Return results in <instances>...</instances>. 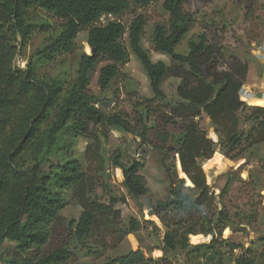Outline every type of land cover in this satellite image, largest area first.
I'll use <instances>...</instances> for the list:
<instances>
[{
	"label": "trees",
	"instance_id": "16d2710c",
	"mask_svg": "<svg viewBox=\"0 0 264 264\" xmlns=\"http://www.w3.org/2000/svg\"><path fill=\"white\" fill-rule=\"evenodd\" d=\"M186 1H163L167 18L154 26L152 36L155 51L168 55L180 76L177 99L161 127L151 123L150 105L134 121L127 112L103 110L129 51L148 78L153 97L147 101L165 102L162 85L171 68L162 60L152 61L144 48V15H134L128 26L118 20L100 22L102 16L118 17L152 0H0V264H65L71 258L70 247L47 245L70 201L81 208L78 218L69 222L78 244L105 231L119 240L136 232L139 220L129 217L123 224L115 208L119 198L109 195L102 200L97 189L107 185L108 165L122 171L121 184L129 195L146 196L148 187L140 173L145 165L142 144L158 150L166 178L165 198L154 206L148 202L150 214L165 228L162 255L153 258L151 248L133 242L126 253L103 264H264V231L248 246L243 237L222 238L228 235L227 228L232 234H245L257 221V210L250 206L253 211L231 212L224 197L233 176L215 194L201 167V161L218 148L231 160L247 159V151L263 144L264 106L239 99L244 82L218 70L205 34L191 37L185 53L177 51L193 23L184 9ZM37 10L62 20L61 28L35 49L24 68L15 67L18 37L23 49L34 28L50 27L47 22H32ZM84 30L85 50L90 47L93 53L79 52L73 70L54 75L43 71L75 53L77 34ZM92 81L100 88L97 93L90 88ZM201 115L208 118L216 140L200 127ZM113 127L140 138L138 153L127 163L120 150L104 153L108 129ZM80 137L90 141L82 158L72 152ZM49 154L53 160H47ZM176 156L191 186L177 176ZM179 175L185 177L182 171ZM208 235L211 241L197 243L208 240ZM81 247L89 254L100 253L99 248Z\"/></svg>",
	"mask_w": 264,
	"mask_h": 264
},
{
	"label": "rangeland",
	"instance_id": "374dc122",
	"mask_svg": "<svg viewBox=\"0 0 264 264\" xmlns=\"http://www.w3.org/2000/svg\"><path fill=\"white\" fill-rule=\"evenodd\" d=\"M163 1L152 0L148 6H132L130 10L118 17L102 16L100 18L102 23L107 20H118L128 26L134 15H144L146 18L142 38L144 48L147 49L152 61L162 60L171 68L169 77L162 85V90L166 96L165 102L158 100L148 102L147 100L153 97L148 78L139 61L129 51L127 62L120 65L119 75L114 79L107 92L108 104L103 106V110L107 114L124 111L134 121L137 113L145 105H150L151 123L156 122L163 127L165 115L177 99L175 91L180 82L179 73L173 71L174 64L168 55L155 51L152 41L154 26L164 22L167 18V13L162 9ZM184 9L192 16L193 23L185 38L178 45V52L185 53L187 51V41L191 37L205 34L208 42L213 46L218 70L228 71L236 80L244 82L242 88H247V85L254 80L259 81L264 69V0H187ZM33 16L32 22L35 24L47 22L50 27L48 30L43 29L45 31L40 27L34 28L23 49L20 45L21 38L18 37L19 41L15 42L18 54L13 61V66L18 68H24L29 56L35 49L44 45L47 38L57 33L61 28L62 20L51 13L37 10ZM85 35V30L77 34L75 53L61 57L57 63L45 66L43 71L54 75L62 69L73 70L79 52L83 51L89 54V50L88 52L85 50L87 45ZM90 88L95 93L100 89L93 81ZM256 94L258 95V93ZM239 99L245 101L240 95ZM256 100L264 101V99L251 98L245 102L248 105L261 106L257 104ZM198 122L200 127L205 130L208 138L216 140L208 118L201 115ZM139 142L140 138L137 136L118 128H109L108 138L104 143V153L110 154L114 150H120L122 161L127 163L138 153L137 145ZM89 143L87 138L80 137L76 145L72 147V152L82 158ZM142 145L145 149L143 155L145 165L140 173L148 187L146 196L133 197L129 195L121 184L123 180L122 171L119 168H110L108 165L106 168L109 176L105 179L107 185L97 189V194L102 200L107 201L109 195L119 198L115 208L120 211L123 224L127 223L129 217H134L139 220L140 228L132 234L125 235L120 240L115 234H109L105 231L86 240L83 244H78L72 237L73 228L69 222L78 218L81 208L70 201L60 212L47 245V249L58 246L70 247L71 258L65 264H103L108 258L126 253L133 246V242L139 246L151 248L150 254L153 258L162 255L159 246H163L162 239L165 228L154 215L150 214L148 202L154 206L158 200L165 198L167 194L166 178L160 165L158 150L148 144ZM218 150L221 151L218 148L204 165L201 164L206 174L207 183L214 193L218 194L224 187L227 178L232 175L233 179L230 181L227 194L224 197L229 210L233 213L240 210L248 212L252 206L258 214L257 221L247 228L245 234H232V231L227 228L226 235H228L225 237L222 235V238L232 237L234 240H238L243 237L244 239H241L243 244L248 246L259 232L264 231V143L253 148L251 153L247 151V159L231 160L226 154L223 155ZM215 155H221L225 161L226 165L221 170L215 168ZM47 160H53L52 155L49 154ZM175 169L178 177H184L179 175L180 171L186 175L181 164H179L178 156L175 159ZM184 184L187 185L185 180ZM201 242H208V240ZM6 245L12 246L14 244L8 243ZM81 246H89L90 250L99 248L100 253H86L84 247Z\"/></svg>",
	"mask_w": 264,
	"mask_h": 264
},
{
	"label": "crops",
	"instance_id": "0c3cea01",
	"mask_svg": "<svg viewBox=\"0 0 264 264\" xmlns=\"http://www.w3.org/2000/svg\"><path fill=\"white\" fill-rule=\"evenodd\" d=\"M252 88L254 89L252 91ZM243 89L247 90L248 92H250V94H253L255 99H264V69H263V73H262V77L258 80H254L251 83H249L247 85V88ZM255 93H258V95ZM257 104L263 106L264 101L263 100H256ZM255 101V102H256Z\"/></svg>",
	"mask_w": 264,
	"mask_h": 264
},
{
	"label": "water",
	"instance_id": "95a60500",
	"mask_svg": "<svg viewBox=\"0 0 264 264\" xmlns=\"http://www.w3.org/2000/svg\"><path fill=\"white\" fill-rule=\"evenodd\" d=\"M92 53H93V49H91V48L89 47V54H92ZM225 151H226V150H221V151L218 150V152H220V153L223 154V155H225ZM206 161H207V160H202V161H201V164L204 165V164L206 163ZM179 164H180V161H179ZM180 178H182L183 180H186V179L189 180L188 177H187L186 175H185V177H180ZM189 182H190V184L187 185V186H191V185H192V183H191L190 180H189ZM201 235H202V234H201ZM202 236H207V235H202ZM208 236H209V238H208V242H209V241L212 240L213 237H212L211 235H208ZM189 241H190V240H189ZM190 243H192V242H190ZM198 243H205V242H198ZM192 244H197V243H192Z\"/></svg>",
	"mask_w": 264,
	"mask_h": 264
},
{
	"label": "bare ground",
	"instance_id": "6f19581e",
	"mask_svg": "<svg viewBox=\"0 0 264 264\" xmlns=\"http://www.w3.org/2000/svg\"><path fill=\"white\" fill-rule=\"evenodd\" d=\"M214 158H215L214 159L215 168H217L218 170L223 169L226 164H225L224 159L221 157V155H215Z\"/></svg>",
	"mask_w": 264,
	"mask_h": 264
},
{
	"label": "built area",
	"instance_id": "2783aa9c",
	"mask_svg": "<svg viewBox=\"0 0 264 264\" xmlns=\"http://www.w3.org/2000/svg\"><path fill=\"white\" fill-rule=\"evenodd\" d=\"M239 95L245 100V101H248L249 99L251 98H254L253 94H250V92H248L247 90L241 88L239 90ZM244 101V102H245ZM247 103V102H246Z\"/></svg>",
	"mask_w": 264,
	"mask_h": 264
}]
</instances>
